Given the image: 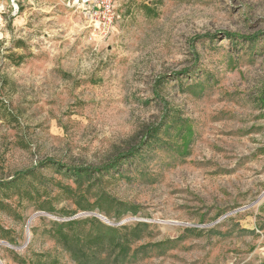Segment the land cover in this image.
<instances>
[{
  "label": "rangeland",
  "instance_id": "rangeland-1",
  "mask_svg": "<svg viewBox=\"0 0 264 264\" xmlns=\"http://www.w3.org/2000/svg\"><path fill=\"white\" fill-rule=\"evenodd\" d=\"M93 217L88 264H264V0H0V264Z\"/></svg>",
  "mask_w": 264,
  "mask_h": 264
},
{
  "label": "trees",
  "instance_id": "trees-1",
  "mask_svg": "<svg viewBox=\"0 0 264 264\" xmlns=\"http://www.w3.org/2000/svg\"><path fill=\"white\" fill-rule=\"evenodd\" d=\"M109 166L104 168H96L95 171L108 170ZM94 171L93 169H74L75 172L81 171ZM95 225V230L98 228L102 230L117 232L121 229H126L127 226H120L119 228H112L104 225L101 221L96 218H85L79 220H69L59 225L58 229L55 230L53 238L61 243L63 247L67 249L70 255L75 259L77 264H88L90 257H96L98 254H102L108 251H114V249H120L122 256H126L128 250L127 242H122L116 239L114 236H107L102 232L93 234L92 231L84 233L83 225ZM145 224L138 223L135 229L145 227ZM63 229H66L63 230ZM87 250H91L92 255L88 256ZM20 264H26L25 261L19 262Z\"/></svg>",
  "mask_w": 264,
  "mask_h": 264
},
{
  "label": "water",
  "instance_id": "water-1",
  "mask_svg": "<svg viewBox=\"0 0 264 264\" xmlns=\"http://www.w3.org/2000/svg\"><path fill=\"white\" fill-rule=\"evenodd\" d=\"M78 217V216H77ZM96 218L100 219L101 221H103L104 223L108 224V225H112L111 222H109L106 218H104L103 216L100 215H95ZM124 222L118 223L117 226H120L121 224H123Z\"/></svg>",
  "mask_w": 264,
  "mask_h": 264
}]
</instances>
